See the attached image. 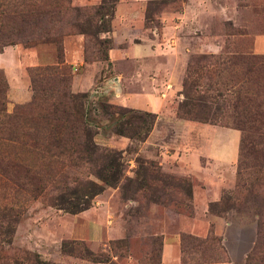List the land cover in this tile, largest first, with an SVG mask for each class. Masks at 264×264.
<instances>
[{"label":"rangeland","instance_id":"1","mask_svg":"<svg viewBox=\"0 0 264 264\" xmlns=\"http://www.w3.org/2000/svg\"><path fill=\"white\" fill-rule=\"evenodd\" d=\"M160 1L114 2L110 32L99 35L109 36L111 47L116 48L113 66L104 60L84 61L83 35L73 33L65 41L66 48L73 51L81 42L85 64L71 65L63 59L62 69L70 74L71 92L87 95L85 105L94 141L121 152L126 176L134 175L140 161H151L156 171L188 179L191 195L181 191L173 196L168 191L158 192L160 200L153 201L151 191L132 195L123 192L121 184L104 186L88 199L86 208L70 212L56 205L55 191L51 187L28 202L14 197L8 189L3 195L5 205L12 212L10 216L0 217V264H38V260L49 264L244 263L257 237L258 215L249 197L242 196L241 187L236 185L239 131L228 126L182 120L175 116L174 110L181 98L179 91L191 54L212 51L225 54L234 50L264 53V0H181L177 10H163L159 7ZM99 3L100 0H70L75 7ZM145 12L150 18L148 21ZM126 18L130 19L128 28L123 24ZM42 44L37 52L42 56L51 54L50 44ZM13 45L19 50L33 47ZM91 45L88 42V51L93 49ZM127 46H136L140 51L151 47L154 54L144 57V52H140L141 57L136 59L120 57L118 49ZM53 52L55 54L54 47ZM4 58L8 72L7 75L4 67H0L7 84L4 107L6 113H13L21 107L26 109L31 101L32 90L26 72L29 66H25L24 58L16 56L14 51H8ZM73 78L76 83L72 87ZM176 85L178 91H175ZM117 86L121 89L118 96ZM26 90L28 98L15 101L12 92ZM148 93L154 97L150 108L156 115L150 132L145 138L118 140L107 128L110 121L101 111L100 103L120 105L117 102L125 96L126 103L131 105L129 108L142 109ZM214 144L228 146V157L235 153L229 162H215L221 165L216 171L211 167L215 158L208 154ZM209 230L220 237L227 262H203L201 253L206 254V248H202V252L196 249L181 252V233L204 238ZM110 239H123L124 243L115 244L111 250ZM64 240H82L89 250L95 254L103 252L109 261L93 262L65 254L60 250Z\"/></svg>","mask_w":264,"mask_h":264},{"label":"trees","instance_id":"2","mask_svg":"<svg viewBox=\"0 0 264 264\" xmlns=\"http://www.w3.org/2000/svg\"><path fill=\"white\" fill-rule=\"evenodd\" d=\"M115 1L75 7L70 0H0V52L3 46L17 43L25 47L48 43L55 50V63L26 68L32 90L26 109L5 112L7 84L0 70V217L12 212L3 195L8 189L28 202L51 187L56 205L70 212L86 208L88 199L104 186L121 184L123 192L132 195L151 191L153 201L160 200L158 192L191 195L188 179L156 171L151 161H140L134 175L126 176L121 152L93 139L86 93L70 90V74L62 69V37L82 34L83 60L109 63L110 37L99 35L110 32ZM159 4L163 10H177L181 0H161ZM145 18L150 19L147 12ZM88 42L93 47L90 51ZM179 94L174 110L177 118L239 131L236 185L258 215L257 237L243 264H264V53L191 54ZM100 109L108 116L111 133L128 139L145 138L156 117L150 111L108 102H101ZM123 243V239H110L108 246L112 250ZM179 243L181 252L208 249L201 253L203 262H227L220 237L210 230L204 238L181 233ZM60 250L93 262L109 261L103 252L89 250L82 240H64Z\"/></svg>","mask_w":264,"mask_h":264},{"label":"crops","instance_id":"3","mask_svg":"<svg viewBox=\"0 0 264 264\" xmlns=\"http://www.w3.org/2000/svg\"><path fill=\"white\" fill-rule=\"evenodd\" d=\"M129 20H130L129 18H126L125 20H123V24H125L124 27L128 28L127 26L129 24L128 23ZM124 33H126V32H124ZM68 37H70V35H65L63 37V46H64V48H63V50H64L63 59H64V62L65 63H69L71 65H73V64L75 65L77 63L79 65L85 64V62L82 60V56H81V42L78 43V45H76V47H74L75 49L73 51H69V49L66 48V43H65V41L68 39ZM78 39L79 40H77V41H80V38H78ZM122 39H124V38H122ZM113 44H114V41H113ZM41 45H43V44H38L36 46L29 47V48H24L22 50H19V48L16 45L5 46L3 48V50L0 52V67H4V69H5V71H6L7 75H8V72H7L6 68H5V65L3 64L4 63V59H5L4 57H5V55H6V53L8 51H14L16 53V56H22V58H24L25 66H30V65H34V64L45 65V64L55 63V59H54L55 58V54L53 52V47L51 46V44H50V46H48L51 49V54H49L48 56H42V55H40V53L37 52L38 48L41 47ZM135 47L136 46H130V47L127 46L125 48L118 49L119 52H117V53L120 55V57H123V58L130 57V58H133V59L141 57L140 52H142V53L144 52L142 54L144 57H149V56L154 54L153 48H151V47H148L149 48L148 51L144 50V49H142L140 51V50H137ZM115 49H116L115 47H111L108 50L109 63H111L112 66H113V63H114V61L116 59V56H117L116 52H114ZM211 53H215V51H212ZM46 58H48V60ZM116 77H119V76H116ZM150 78L154 79L152 76ZM8 81L10 83L9 85H11L10 79ZM74 83H76V82L74 81V78H73V81H72V84H71L72 87L74 86ZM117 87H118V91H117V95L116 96H118L119 93L121 92L120 87L119 86H117ZM178 90H179V87H178V85H176L175 91H178ZM10 93L11 92H9V96H10ZM12 95H14L15 101L20 102V101H23V100L28 98L29 92L27 90H26V92H16V93L12 92ZM125 95H128V93L127 94L125 93ZM147 95L149 97L148 98H144V105L142 107H140V108H142L141 110H146V111L152 112L151 111L152 109L150 108V105L154 104L155 100H154V97H153L152 93H148ZM126 101H127V98L124 96L123 100L119 101L117 103H119L120 105L131 107V105H128L126 103ZM182 120H185V119H182ZM121 138L123 139V138H126V137L118 136V140H120ZM214 145L215 146L209 148L208 154L211 157L215 158V159H213L214 162H213V165L211 167H212V170L216 171L217 169L221 168L220 164L225 163V162H229L231 159H233L234 156H235V153L231 157H228L229 154H230V149L228 148V146L223 148V147H220L221 144H214ZM215 162L216 163L219 162L220 163L219 166L216 165Z\"/></svg>","mask_w":264,"mask_h":264}]
</instances>
